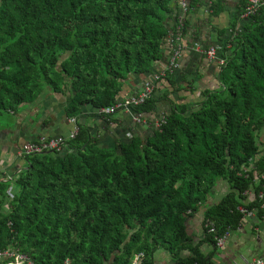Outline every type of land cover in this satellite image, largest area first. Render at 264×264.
Here are the masks:
<instances>
[{"label":"trees","instance_id":"obj_1","mask_svg":"<svg viewBox=\"0 0 264 264\" xmlns=\"http://www.w3.org/2000/svg\"><path fill=\"white\" fill-rule=\"evenodd\" d=\"M200 3L190 0L191 9ZM222 9L219 2L210 7L214 15ZM244 20L242 30L233 23L222 50L221 88L173 107L150 138L103 148L79 125L70 152L25 157L10 214L2 205L12 185L0 181V250H19L33 264H132L137 253L154 264L160 247L174 255L192 249L188 218L220 179L231 191L204 214L218 236L241 226V205L262 219L258 201L244 196L261 188L254 172L239 174L251 161L264 171L257 143L264 127V7ZM170 32H187L177 0H0V113L34 102L46 88L72 94L70 118L85 105L97 112L113 106L131 74L144 75L161 60ZM172 74L166 78L174 86ZM150 103L154 111L152 99L135 111L147 112ZM208 230L205 242L215 246ZM194 253L178 263L207 264Z\"/></svg>","mask_w":264,"mask_h":264},{"label":"crops","instance_id":"obj_2","mask_svg":"<svg viewBox=\"0 0 264 264\" xmlns=\"http://www.w3.org/2000/svg\"><path fill=\"white\" fill-rule=\"evenodd\" d=\"M242 1L200 0L201 3L190 10L185 17L187 32L182 35L184 49L179 68L170 76L174 80V86L166 77L156 83V90L151 98L156 101L154 111L151 112L150 109L155 103H150L146 106L147 112L141 114L140 122L134 119L140 115L135 110L133 113L119 111L113 116L103 117L97 114L93 106L85 105L82 107V114L75 118L77 124L88 127L100 146L113 148L119 142H130L133 137L143 140L150 138L173 107L201 102L204 92L219 90L220 63L210 61L206 51L214 46L222 54L227 39L232 36L233 23L237 22L240 30L246 26V20L239 16L243 8ZM217 2L223 9L214 15L210 7ZM174 22V16H171L168 20L169 27H173ZM173 36L174 33L170 32L161 60L154 63L148 73L131 74L128 77L119 100L136 95L146 82L166 70L173 51ZM71 98L72 94L69 92L54 93L46 88L34 102L24 104L16 111L0 113V181H9L11 185L16 183L20 173L28 166L26 158L21 155L24 144L42 137L69 135L74 127L70 121L72 118L67 113ZM257 143L260 150L264 151V127L258 132ZM251 163L254 164V161ZM256 186L255 184L254 187ZM10 191L15 195L19 188L11 187ZM230 191V184L220 179L205 205L197 214L188 218L187 233L191 239L188 246L192 249L174 255L169 249L160 247L154 255V264H179V260L195 257L196 250L207 260V264H246L245 258L249 261H264V219L243 216L241 226L230 230L229 240L223 250L205 242L207 228L204 214ZM247 199L253 200L252 196Z\"/></svg>","mask_w":264,"mask_h":264},{"label":"built area","instance_id":"obj_3","mask_svg":"<svg viewBox=\"0 0 264 264\" xmlns=\"http://www.w3.org/2000/svg\"><path fill=\"white\" fill-rule=\"evenodd\" d=\"M177 5L179 7L180 19L183 21L186 15L190 12V0H177ZM264 7V0H248L244 13L241 16L242 18H250L255 16L260 9ZM180 30V28H179ZM199 48V46H198ZM184 49L182 35L177 34L173 36V51L170 59V63L166 70L161 74L156 75L152 80H149L145 83L143 89L134 96H131L126 99L118 100L113 106L102 108L98 110L97 114L103 117H110L115 115L119 111L124 112H134V110L138 107L143 106L147 101H149L153 94L155 93L156 83L161 80L163 77H166L167 74L173 73L175 70L179 68V60L182 55V51ZM207 57L210 61H218L220 63V67L224 66L226 63L225 58H223L221 52L218 47H210L206 51ZM141 114L139 116H135L134 119L136 122L141 121ZM73 124V130L67 136H53L50 138L42 137L38 140L28 142L24 144L21 149V155L24 157H29L32 155H41V154H62L65 151L70 152L68 150V142L74 140L80 131V127L77 124L75 118L70 120ZM166 123V118H163L159 123V128ZM253 162V161H251ZM250 162L249 167H244L240 176L245 178H250L252 172H254L253 182L256 185H260V190L253 193V190H247L244 193V196L251 197L253 200H257L260 204V208L263 211L262 219H264V171L258 173L253 168V163ZM11 193V191H10ZM14 194L11 193V197L7 199V201L2 205V211L6 214L11 213L10 201L12 200ZM237 211L241 213L244 217L247 218H255L257 217L256 210H250L246 208L244 205H241L237 208ZM11 225V223H10ZM206 228L209 229L208 233L215 235V246L218 250H223L229 240L230 231L223 235L218 236L217 231L214 228L213 223L208 221L206 224ZM0 262L5 264H33L31 260H29L28 256L21 253L19 250L10 249L6 251L0 250ZM246 264H264V261L261 259L249 261L246 258L244 259ZM66 264H71L69 260H67ZM132 264H147L145 262L144 253H137L134 258Z\"/></svg>","mask_w":264,"mask_h":264},{"label":"rangeland","instance_id":"obj_4","mask_svg":"<svg viewBox=\"0 0 264 264\" xmlns=\"http://www.w3.org/2000/svg\"><path fill=\"white\" fill-rule=\"evenodd\" d=\"M113 148H114V147H113ZM11 183H12V182H11ZM12 185H13L12 187H13L14 189H17V188H18L17 185H16V183H14V184L12 183Z\"/></svg>","mask_w":264,"mask_h":264}]
</instances>
